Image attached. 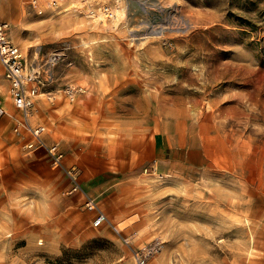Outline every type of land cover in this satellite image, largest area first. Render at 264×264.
Wrapping results in <instances>:
<instances>
[{
  "label": "rangeland",
  "instance_id": "obj_1",
  "mask_svg": "<svg viewBox=\"0 0 264 264\" xmlns=\"http://www.w3.org/2000/svg\"><path fill=\"white\" fill-rule=\"evenodd\" d=\"M6 1L28 66L56 55L30 122L64 159L0 121V264H137L151 247L146 264H264V0ZM101 3L116 19L89 17Z\"/></svg>",
  "mask_w": 264,
  "mask_h": 264
},
{
  "label": "built area",
  "instance_id": "obj_2",
  "mask_svg": "<svg viewBox=\"0 0 264 264\" xmlns=\"http://www.w3.org/2000/svg\"><path fill=\"white\" fill-rule=\"evenodd\" d=\"M2 0H0L1 2ZM31 6H37L38 0H25ZM55 4V1H51ZM117 8L110 3H101L98 7L88 10L91 19L114 20L116 19ZM56 55H50L49 58L36 65L27 64L26 58L19 49L12 43L9 37V24L0 20V65L3 69L4 79L9 84L8 98L17 114L13 115L9 112L5 102L0 99V121L7 117L14 121L13 132L22 137L27 136L25 147L44 146L47 154L55 167H63L64 153L58 144L46 145L43 136L46 133V127L43 125L33 126L30 122L31 111L37 96L40 94L41 87L44 82L41 79V72L48 70L56 61ZM62 95L69 101H74L79 90L72 85L66 86L62 91ZM50 95V94H49ZM48 99H52L48 97ZM68 175L72 178L73 174L68 171ZM87 208L94 212L92 221L93 227H100L107 222V216L99 210L94 201L89 199L86 202ZM154 248L146 249L142 253H135L137 264H146L147 257Z\"/></svg>",
  "mask_w": 264,
  "mask_h": 264
},
{
  "label": "crops",
  "instance_id": "obj_3",
  "mask_svg": "<svg viewBox=\"0 0 264 264\" xmlns=\"http://www.w3.org/2000/svg\"><path fill=\"white\" fill-rule=\"evenodd\" d=\"M2 5H4V7H6V8H8L10 10V13H11V0H7ZM7 21H11V14L9 16H7L6 22ZM1 74L3 75V69L1 71ZM5 83H6L5 86L8 85V89H9V84L6 80H5ZM5 94L6 93H0V99H2L5 102V105L7 106V97L5 96ZM170 168H171V162H169V158L167 157L166 152L165 153L161 152L159 154V156L157 158H155V160H154V169H156L158 171L167 172L170 170Z\"/></svg>",
  "mask_w": 264,
  "mask_h": 264
},
{
  "label": "bare ground",
  "instance_id": "obj_4",
  "mask_svg": "<svg viewBox=\"0 0 264 264\" xmlns=\"http://www.w3.org/2000/svg\"><path fill=\"white\" fill-rule=\"evenodd\" d=\"M119 5H120V4H119ZM119 5H118V6H119ZM81 6H82V5H81ZM121 14L124 16V14H125V9H124V8L122 9ZM90 21H91V20H90Z\"/></svg>",
  "mask_w": 264,
  "mask_h": 264
}]
</instances>
